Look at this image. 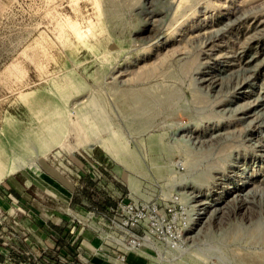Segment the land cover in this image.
I'll list each match as a JSON object with an SVG mask.
<instances>
[{"label":"rangeland","instance_id":"1","mask_svg":"<svg viewBox=\"0 0 264 264\" xmlns=\"http://www.w3.org/2000/svg\"><path fill=\"white\" fill-rule=\"evenodd\" d=\"M0 141L16 175L179 194L195 264H264V0H0Z\"/></svg>","mask_w":264,"mask_h":264},{"label":"crops","instance_id":"2","mask_svg":"<svg viewBox=\"0 0 264 264\" xmlns=\"http://www.w3.org/2000/svg\"><path fill=\"white\" fill-rule=\"evenodd\" d=\"M15 153L0 141V264H73L76 250L94 264L106 262L103 252L92 253L99 241L80 222L113 196L88 194L79 174L72 185L48 173L16 175L25 161Z\"/></svg>","mask_w":264,"mask_h":264},{"label":"built area","instance_id":"3","mask_svg":"<svg viewBox=\"0 0 264 264\" xmlns=\"http://www.w3.org/2000/svg\"><path fill=\"white\" fill-rule=\"evenodd\" d=\"M195 213L179 194L155 200L128 194L92 210L80 225L99 241L92 253L103 252L109 264H133L130 256L140 264H195L191 234ZM74 258L73 264H94L81 250L75 251Z\"/></svg>","mask_w":264,"mask_h":264},{"label":"bare ground","instance_id":"4","mask_svg":"<svg viewBox=\"0 0 264 264\" xmlns=\"http://www.w3.org/2000/svg\"><path fill=\"white\" fill-rule=\"evenodd\" d=\"M103 148H104V150H105V152L110 156V158H112L113 160H117V154L115 153V152H113V151H111L107 146H103ZM196 207V206H195ZM197 208V207H196ZM196 219V218H195ZM199 220V219H198ZM197 219H196V222L198 221ZM102 264H104V263H102Z\"/></svg>","mask_w":264,"mask_h":264}]
</instances>
